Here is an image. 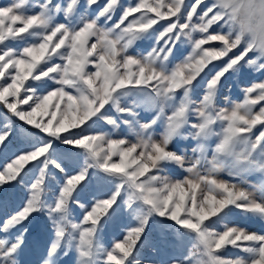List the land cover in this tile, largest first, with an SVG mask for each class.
<instances>
[{
	"label": "snow or ice",
	"instance_id": "obj_1",
	"mask_svg": "<svg viewBox=\"0 0 264 264\" xmlns=\"http://www.w3.org/2000/svg\"><path fill=\"white\" fill-rule=\"evenodd\" d=\"M238 213L264 221V0L0 5V264H264Z\"/></svg>",
	"mask_w": 264,
	"mask_h": 264
},
{
	"label": "rangeland",
	"instance_id": "obj_2",
	"mask_svg": "<svg viewBox=\"0 0 264 264\" xmlns=\"http://www.w3.org/2000/svg\"><path fill=\"white\" fill-rule=\"evenodd\" d=\"M11 2V0H0V5H7ZM57 2H60V0H57ZM81 2H83V0H81ZM134 0H121V3L127 5V4H130V3H133ZM189 2H191V0H189ZM101 3H103V0H101ZM120 12L119 10L115 13V17L114 18H118ZM166 21H160V24L163 25L165 24ZM150 41L148 40H144V41H140L138 42L137 46H136V51H140L141 49H147L149 46H150ZM187 48V46L185 45V49ZM177 55H179V53H177ZM216 63H219V62H216ZM258 74L256 73H252L250 72L249 69L245 68L242 70V75L240 77V83L239 84H236L234 87H233V90H232V98L233 99H237L241 96V91H240V84H243L244 82H247V81H250L252 79H255L256 76ZM228 83H235L233 81V77H229L228 78ZM221 102L223 101V96H221ZM55 102V100H53V103ZM51 110V109H50ZM146 115H148V113L144 112V111H141L140 113V116L141 118L145 117ZM48 117H45V121H47ZM126 131V130H125ZM191 141H178L177 144L181 147V148H184L185 146H187L188 148V155L190 156L191 155ZM175 146V145H174ZM169 175L171 176H174V177H178L180 175H182V170L179 169L178 167L174 166V165H170L169 166V172H168ZM225 178H226V174H225ZM249 180L252 181V182H256L258 180V176L257 175H251L249 177ZM127 221L118 216L116 217L108 226V229L105 233L106 236H108L109 238L114 234L116 233L119 228H120V225L122 223H126ZM237 222L242 224V225H245L247 226L250 230H255V231H264V221H261L260 219L258 218H246L243 214H237ZM236 253L232 250V249H229L228 251L226 252H223L222 255H225V256H229V255H235ZM22 259L26 262V264H28V262L34 260V256L30 255V254H25L24 257H22ZM72 261H73V256L72 255H69L66 259H65V264H72Z\"/></svg>",
	"mask_w": 264,
	"mask_h": 264
}]
</instances>
